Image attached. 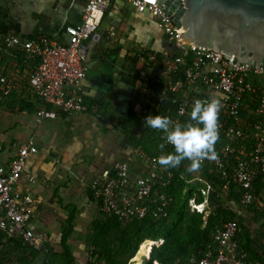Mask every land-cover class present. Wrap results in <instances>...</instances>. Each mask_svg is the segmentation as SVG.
<instances>
[{"label":"crops","instance_id":"0c3cea01","mask_svg":"<svg viewBox=\"0 0 264 264\" xmlns=\"http://www.w3.org/2000/svg\"><path fill=\"white\" fill-rule=\"evenodd\" d=\"M82 10L83 0H0V77L7 79L9 89L8 94H0V158L7 165L16 154L11 148L12 143L22 146L32 140L37 151L28 156L18 189L32 196V227L36 232L46 234L40 250L49 255L60 250L57 244L73 208L74 230L67 243L74 254L71 237L77 231L82 203L86 201L85 205L92 212L88 192L93 193L90 184L94 179L110 176L116 162L128 164L132 179L147 176L146 166L137 158L138 148H134L119 131V117L132 113L141 118L158 109L163 110L167 104L165 90L171 77L163 70L161 60L178 54L158 29L155 16L139 13L134 5L124 0H105L101 5V21L108 18L114 26L100 35L102 46L90 38L85 41L83 50L87 64L92 56L98 55L97 70L112 78L111 94L103 97L102 102L85 97L90 109L84 113L67 115L49 108L42 122L36 123L35 112L42 104L32 94L29 79L37 61L25 51L6 49L3 39L7 35L25 40L45 36L65 43L66 28L80 22ZM141 51L155 53L158 60L152 63L139 61L137 54ZM118 78L131 85L130 93L116 88ZM251 82L258 92L264 93L263 79L252 78ZM176 88L178 95L184 90L182 86ZM118 95L129 98L125 113L119 111ZM253 102V97L246 98L241 110L242 116L245 113L247 118L246 126L254 110ZM106 108L108 112L105 113ZM28 114L33 117V130L27 128L29 122L25 115ZM87 120L90 121L87 123ZM96 140L97 145L92 143ZM148 142L152 147L149 139ZM154 154L158 156V152ZM30 177L34 178L33 183L29 182ZM67 194L75 199L64 200ZM96 210L90 224L98 217ZM4 237L0 236V241ZM133 259L128 264H134Z\"/></svg>","mask_w":264,"mask_h":264},{"label":"built area","instance_id":"2783aa9c","mask_svg":"<svg viewBox=\"0 0 264 264\" xmlns=\"http://www.w3.org/2000/svg\"><path fill=\"white\" fill-rule=\"evenodd\" d=\"M104 1L83 0L81 20L77 25L66 28L65 43L45 36L31 40L14 35L4 37L3 45L6 49L25 51L37 61L29 79L32 94L42 104L35 112L36 123H41L47 116V107L67 115L87 111L82 86L87 65L83 46L97 30L94 14L101 11ZM124 1L134 5L139 13L155 16L158 29L177 50L185 53L161 60L163 70L168 76H183L184 90L178 95L170 78L165 90L167 104L162 107L163 110L145 114L142 117L143 125L145 126L144 121L148 115L168 116L173 122H189L194 100L209 99L212 96L220 98L222 108L219 113V138L215 145L217 159L204 162L218 173L221 190L228 192L234 186L241 193V206L247 207L253 199L251 187L256 176L264 175V93L258 92L251 82L252 78L264 80V68L238 66L233 58L231 60L212 49L185 45L176 35L180 28L176 27L172 17L157 0ZM137 58L143 63L158 60L156 54L149 51H141ZM7 84V79L0 77V89L5 94L9 93ZM248 97L254 98V110L247 125L248 131L243 132L240 113ZM149 129L157 132L165 145L172 147L164 141L162 132ZM234 135L248 143V146L245 148L242 144L237 151L230 144L222 142L231 140ZM31 141L29 139L22 146L12 143L11 148L16 154L8 160L7 165L0 158V236L13 238L23 245L40 250L47 236L33 229L32 196L18 189L27 158L37 151ZM137 158L146 166L147 176L132 179L128 164L116 162L110 176L91 182L93 199L100 213L127 221L131 218L142 219L153 206V215L157 218L163 216L170 198L153 191V186L168 185L172 174L157 162V156L139 150ZM29 182L33 183L34 178L30 177ZM212 191L210 183L205 182L204 187L198 189L203 197L202 203L197 205L195 199L190 200V211L203 212L206 218L209 212L205 208ZM236 232L234 221L224 222L212 237L213 250H209L206 256L199 259H190L189 264H250L246 255L239 250L235 239Z\"/></svg>","mask_w":264,"mask_h":264},{"label":"trees","instance_id":"16d2710c","mask_svg":"<svg viewBox=\"0 0 264 264\" xmlns=\"http://www.w3.org/2000/svg\"><path fill=\"white\" fill-rule=\"evenodd\" d=\"M185 59L189 60L187 57ZM171 83L174 87L182 86L184 84L183 76L181 74L171 75ZM0 94H3V91L0 90ZM86 99L84 98L85 105L87 103L85 102ZM86 107L89 111L90 107L88 105ZM47 110H49L48 107ZM106 112H108L107 108L105 109ZM119 124H121L120 133L128 138L134 148H140L152 156H157L154 153L158 152L157 158L160 156L159 151L156 149L164 142L157 132L151 131L143 125L142 117L137 118L132 113L122 114L119 117ZM140 125H143L145 129L138 139L135 138L134 132L136 129L138 130L136 127ZM241 130L245 132L243 126H241ZM235 137L222 142L230 144L237 151L240 150L242 144L245 148L248 146V143L246 144L240 137ZM147 139L153 145L155 144L157 148L145 146L147 143L144 142ZM159 150L161 149L159 148ZM163 150L162 155L174 153V148L167 145L164 146ZM239 157L243 158L242 156ZM189 163L185 160L181 162L179 167L167 168L172 174L170 183L168 185L155 184L153 186V191L170 198V203L162 217L157 218L153 215L155 211L153 206L150 207L148 213L142 219L131 218L127 221L98 212V217L91 222V231L87 242L90 254L88 264H128L133 258V261L141 264V257L147 253L145 249L151 243L154 244L148 248V257L145 264H189L190 259H199L206 256L209 250H213L212 237L226 221L236 223L235 239L239 250L246 255L247 261L250 264H264V252H260L253 246L250 231L240 215H237L230 208L223 207L221 203L211 202L215 192L226 194L227 197L231 196L237 202L240 201L241 193L234 186L228 192H223L218 173L205 162L195 172L199 173L198 178L200 180L202 179V181L208 182L212 186L213 191L209 195V199L211 198L208 209L209 214L204 218L203 212L190 211V200L195 199L197 205L202 203L203 197L198 189L204 187V184L189 183L194 179L191 174L186 173ZM251 191L253 199L247 208L255 215L262 216L264 215V199L262 198L264 194V175L256 176ZM88 198L90 202L95 203L91 190L88 192ZM259 201L262 203V207L258 204ZM74 217L75 211L73 208L69 211L61 232V239L57 244V248L60 250L55 252L54 255L23 245L19 241L8 237H4V240L0 241V245H12L16 249L22 250L27 254L28 259L37 261L38 264H75L71 247L67 243L74 230ZM145 241L146 243H144Z\"/></svg>","mask_w":264,"mask_h":264},{"label":"water","instance_id":"95a60500","mask_svg":"<svg viewBox=\"0 0 264 264\" xmlns=\"http://www.w3.org/2000/svg\"><path fill=\"white\" fill-rule=\"evenodd\" d=\"M153 2L154 0H148ZM180 30L179 40L187 46L212 49L240 65L264 68V0H157ZM97 30L91 40L102 46L100 35L114 24L102 12H96ZM110 17V15H109ZM110 18H113L110 17ZM101 42V43H100ZM172 45V44H171ZM175 52L181 53L173 45ZM181 54H185L182 52ZM99 57L92 56L82 81L83 95L100 100L109 96L112 78L97 70ZM125 86V87H124ZM116 88L130 93L129 83L118 78ZM128 97L118 95L119 111L125 113Z\"/></svg>","mask_w":264,"mask_h":264},{"label":"clouds","instance_id":"9594fccd","mask_svg":"<svg viewBox=\"0 0 264 264\" xmlns=\"http://www.w3.org/2000/svg\"><path fill=\"white\" fill-rule=\"evenodd\" d=\"M220 98L194 100L189 122H173L168 116L148 115L145 126L163 133V139L174 148V153L160 155L157 162L165 168L179 167L182 161H189L188 170L198 171L205 160L217 159L215 145L219 138ZM183 111V109L181 110ZM165 144L161 143L162 150Z\"/></svg>","mask_w":264,"mask_h":264},{"label":"rangeland","instance_id":"374dc122","mask_svg":"<svg viewBox=\"0 0 264 264\" xmlns=\"http://www.w3.org/2000/svg\"><path fill=\"white\" fill-rule=\"evenodd\" d=\"M25 117L27 118V122H29V124H27V128L29 130H33V117L31 114L25 115ZM241 118H242V126L243 129L248 131L246 124V116L245 113H241ZM90 120H87V123ZM15 122V121H14ZM93 122V121H92ZM32 123V125H31ZM77 125V124H76ZM76 125H74L73 128L76 127ZM138 128V130L136 129V131L134 132L137 136V138L139 139L141 137V134L144 133V126L140 125ZM152 131V130H151ZM70 134L74 133L71 131H68ZM242 132V131H240ZM8 134V133H7ZM10 134H12V132H10ZM146 135V134H145ZM249 137H252V134H249ZM235 139V138H234ZM97 141L92 142L93 144L97 145ZM147 140L144 142L146 143ZM91 143V144H92ZM145 146H150V143L148 142ZM153 147H155V149L157 148L156 145L154 144ZM91 148V147H90ZM89 148V149H90ZM141 150L140 148L137 149ZM156 150L159 151L160 155H162V152L164 151L159 150V148H157ZM143 151V150H142ZM95 152V151H94ZM91 156V154H90ZM90 159V158H89ZM128 162H130V160H128ZM186 173L191 174L192 177H194V179H192L191 181H189L190 184L193 183H199L200 185L204 184L205 181H202V179L200 180V178H198L199 173L197 172H191L189 170L186 171ZM264 193V192H263ZM62 196V194L60 195ZM75 199V197H73V195L70 196V194L65 195L64 200H69V199ZM262 198L264 199V194L262 195ZM211 198H208V203L206 205V210L209 209ZM211 202H216V203H221V205H223V207H227L232 209L234 212H236L238 215H240L242 221L244 222V224L246 225V227H248L250 234H251V239L253 242V246L259 250L260 252H264V215L260 216V215H255V213H253L252 211L248 210L247 207H242L240 204V201L237 202L235 201L231 196L227 197L226 194H217L215 192V195L213 196ZM83 205L81 206V209L79 211V221L77 222V228H76V233L74 235V237H71V245L74 249V258L75 260V264H88L90 258L88 259L89 256V249H88V237L90 235V231H91V224L90 219H92L96 213V209H98L96 207L95 204H90V208L92 209V214L90 213V209L85 205L86 201L82 203ZM261 205V207L263 206L262 203L259 201V203ZM80 205V203H79ZM93 215V216H91ZM49 231V229H47ZM55 243V242H54ZM53 243V244H54ZM144 244V243H143ZM151 245V244H150ZM141 246V245H140ZM140 248V247H139ZM146 254L143 255L141 257V264H145V261L148 257V249L146 247ZM38 264L37 261H32L30 262V259L27 258V256L25 255V253H23L22 250L20 249H16L15 247L11 246V245H0V264ZM138 262H134V264H137Z\"/></svg>","mask_w":264,"mask_h":264},{"label":"bare ground","instance_id":"6f19581e","mask_svg":"<svg viewBox=\"0 0 264 264\" xmlns=\"http://www.w3.org/2000/svg\"><path fill=\"white\" fill-rule=\"evenodd\" d=\"M150 245V244H149Z\"/></svg>","mask_w":264,"mask_h":264}]
</instances>
